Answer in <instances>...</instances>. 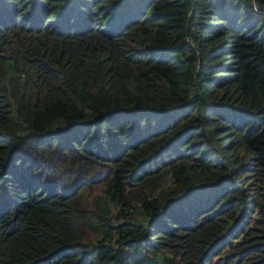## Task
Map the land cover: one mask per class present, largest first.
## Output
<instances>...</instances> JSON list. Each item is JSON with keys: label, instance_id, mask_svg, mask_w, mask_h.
Returning <instances> with one entry per match:
<instances>
[{"label": "trees", "instance_id": "16d2710c", "mask_svg": "<svg viewBox=\"0 0 264 264\" xmlns=\"http://www.w3.org/2000/svg\"><path fill=\"white\" fill-rule=\"evenodd\" d=\"M0 264H264V0H0Z\"/></svg>", "mask_w": 264, "mask_h": 264}]
</instances>
